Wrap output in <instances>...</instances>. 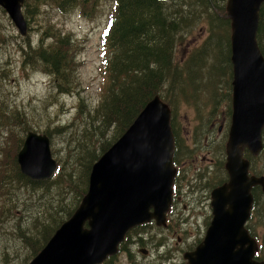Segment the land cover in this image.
I'll return each mask as SVG.
<instances>
[{"label": "rangeland", "instance_id": "rangeland-1", "mask_svg": "<svg viewBox=\"0 0 264 264\" xmlns=\"http://www.w3.org/2000/svg\"><path fill=\"white\" fill-rule=\"evenodd\" d=\"M62 3L25 0L26 36L0 7V264H30L39 255L82 204L90 154L100 156L106 142L113 144L118 135L113 129L103 133L95 113L107 92L101 36L115 12V1H73L61 8L65 13L58 9ZM168 4L172 19L184 17L175 50L177 66L182 73L194 74L197 84L210 79L218 83L215 89L202 85L194 89L190 80L165 86L162 96L175 104L172 128L179 146V198L169 226L131 230L125 250L110 261L113 264H186L184 253L203 241L213 219L211 187L227 178L233 66L231 54L218 58L213 50L231 45V27L215 21L212 9L193 0ZM52 31L70 35L75 42L77 86L71 93H60L43 67L33 70L24 63L26 40L36 47ZM28 132L49 136L52 157L61 167L56 177L31 181L21 174L17 156ZM247 159L255 176L264 175V151L257 157L248 152ZM254 193L262 198L256 200L250 226L264 245V193L260 188ZM86 222L83 228L89 230Z\"/></svg>", "mask_w": 264, "mask_h": 264}, {"label": "water", "instance_id": "water-1", "mask_svg": "<svg viewBox=\"0 0 264 264\" xmlns=\"http://www.w3.org/2000/svg\"><path fill=\"white\" fill-rule=\"evenodd\" d=\"M24 3L0 0V7L26 36ZM263 4L264 0L227 2L225 18L231 21L234 74L233 114L226 146L229 181L212 198V225L204 243L186 256L189 264H264L253 260L257 247L245 229L253 203L252 189L261 186L264 191V177L250 176V162L244 157L247 148L254 155L263 150L264 56L257 40ZM171 118L170 107L160 97L147 104L133 125L95 163L82 204L30 264H45L42 259L62 237L75 241L79 237L99 260L114 254L131 228L152 218L165 223L177 173ZM17 161L22 174L32 181L49 180L57 169L51 141L45 134L29 132ZM150 209H154L153 214ZM86 221L89 230L83 228ZM54 260L55 256H50L48 264Z\"/></svg>", "mask_w": 264, "mask_h": 264}, {"label": "trees", "instance_id": "trees-1", "mask_svg": "<svg viewBox=\"0 0 264 264\" xmlns=\"http://www.w3.org/2000/svg\"><path fill=\"white\" fill-rule=\"evenodd\" d=\"M73 1L78 0H62L59 11L65 13L61 8L65 7V3ZM114 1L115 12L103 35L105 45L102 44L104 47L102 64L106 72L107 92L103 94L95 113L103 133L113 129L118 134L115 142L131 127L154 98L160 97L169 105L173 113L175 104H170L168 99L162 96L165 86L176 87L190 80L194 89L200 85L207 86V89H215L218 82L210 79L208 82L203 81V84H197L194 74L182 73L183 69L177 66L175 50L184 17H180L178 21L171 18L167 11L171 6L168 0ZM193 1L212 9L211 14L215 21H221L231 27V21L224 17L228 0ZM46 39L50 40V43H47ZM257 40L264 56V4L260 12ZM25 44L24 63L27 68L34 70L43 67L45 72L55 80V86L60 93H71L76 89L75 42L70 35L52 31L47 34V37H42L36 47L32 46L29 39ZM225 53L227 57L232 55V45L222 48L220 44L213 50V54L218 58H226ZM173 133L176 159L179 146L174 128ZM106 143L102 147L100 156L95 153L90 154L86 178L90 177L92 163L99 160L112 146L111 141ZM22 177L21 174L18 175L20 180ZM257 177H264V175H257ZM227 183L226 179L216 181L211 187L210 197L215 189ZM253 198L258 201L262 196L259 193H253Z\"/></svg>", "mask_w": 264, "mask_h": 264}, {"label": "flooded vegetation", "instance_id": "flooded-vegetation-1", "mask_svg": "<svg viewBox=\"0 0 264 264\" xmlns=\"http://www.w3.org/2000/svg\"><path fill=\"white\" fill-rule=\"evenodd\" d=\"M219 131H221V130H219ZM263 151H264V144H263V150H262V152H263ZM248 152H249L250 154H252L249 150L246 149L245 152H244L245 159H247V153H248ZM252 155H253V154H252ZM253 156H254V155H253ZM254 157H257V156H254ZM247 160L250 162V175H251V176H255L254 171H253V169H252V163H251V161H250L249 159H247ZM225 164H226V162H225ZM174 166H175V169L177 170L178 177H179V176H180V173H181V169L178 167V165H177L176 163H174ZM225 168H226V166L224 165V169H225ZM226 171H227V170H226ZM226 175H227L226 180L229 181V175H228V172H226ZM178 177L176 178L175 183H174V193H173V199H172V207H171L170 211L167 213V215H166V221H165V223L163 224L165 227H166V226H169V224L171 223V220H172V217H171V216L174 214V211H175V205L177 204V200H178V198H179V190H178V185H177V179H178ZM257 188H260L261 191L263 192L262 188L259 187V186H257V187H255V188L252 189V194L255 192V190H256ZM263 193H264V192H263ZM211 200H212V198H211ZM212 202H213V200H212ZM212 202H211V207H212ZM256 203H257L256 200L253 199V205H252V209H251V212H250V217H249L248 221H247L246 224H245V229L248 231L250 237L255 241V244H256V247H257V251H256L255 254H254L253 260L256 261V262H259V263H260V262H264V257H263V253H264V245H263V243L260 241L259 237H258V236H255V234H254V230H253L252 227L250 226V221L252 220V218H253V216H254V211L256 210ZM185 208H187V206H185ZM151 212H152V211H151ZM212 214H213V208H212ZM213 219H214V215H213ZM213 219H212V222H213ZM212 222H211L209 228L211 227ZM155 224H157V226L160 225L157 221L152 220L151 222H149V223H147V224H144V225L140 226L139 229H144V228L152 227V226H154ZM166 224H167V225H166ZM164 226H163V227H164ZM209 228H208V230H209ZM208 230H207V233H208ZM207 233H206V235H207ZM205 238H206V236H205ZM205 238L203 239L202 242H200V243L196 246V248H195L194 251H191V252H185V253H184L183 257H184V260L187 261L186 264H189V260L186 258V256H187L188 254H191V253L196 252L197 249H198V248L204 243ZM128 242H129V234L127 235L125 241L119 246L117 254L114 255V256H109V257H107V259H106L102 264H107L108 262H110L111 260H113L115 257H117L119 254H121V253L123 252V250H125V247H126L125 245H126ZM160 244H162V243H159L158 245H160ZM110 263H111V262H110ZM111 264H113V263H111Z\"/></svg>", "mask_w": 264, "mask_h": 264}, {"label": "bare ground", "instance_id": "bare-ground-1", "mask_svg": "<svg viewBox=\"0 0 264 264\" xmlns=\"http://www.w3.org/2000/svg\"><path fill=\"white\" fill-rule=\"evenodd\" d=\"M225 57V56H224ZM228 67V66H227ZM228 73V72H227ZM227 75V74H226ZM215 86V85H214ZM214 96H216V95H214ZM232 114H233V112H232ZM260 178H262V177H260ZM221 187H223V186H221ZM221 187H218L217 189H215L212 193H211V198H213L214 196H216V195H218L219 193H221V192H219V190L221 189ZM252 198H253V194H252ZM254 199V198H253ZM234 215L235 216H238L239 215V213L238 212H235L234 213ZM141 242V241H140Z\"/></svg>", "mask_w": 264, "mask_h": 264}]
</instances>
